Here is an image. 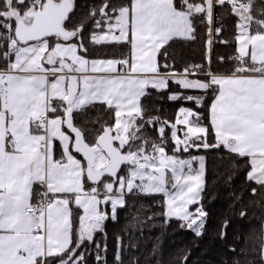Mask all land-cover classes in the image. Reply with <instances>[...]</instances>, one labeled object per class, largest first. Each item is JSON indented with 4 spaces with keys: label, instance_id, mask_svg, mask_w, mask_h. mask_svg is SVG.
Instances as JSON below:
<instances>
[{
    "label": "snow or ice",
    "instance_id": "snow-or-ice-1",
    "mask_svg": "<svg viewBox=\"0 0 264 264\" xmlns=\"http://www.w3.org/2000/svg\"><path fill=\"white\" fill-rule=\"evenodd\" d=\"M228 17L234 51L214 58ZM201 30L202 62L177 67L169 50ZM153 94L179 104L172 119ZM207 151L226 153V186L244 175L230 207L247 193L262 213L230 264H264V0H0V264H108L129 196L161 197L146 220L202 237Z\"/></svg>",
    "mask_w": 264,
    "mask_h": 264
},
{
    "label": "trees",
    "instance_id": "trees-1",
    "mask_svg": "<svg viewBox=\"0 0 264 264\" xmlns=\"http://www.w3.org/2000/svg\"><path fill=\"white\" fill-rule=\"evenodd\" d=\"M78 3H84V0H78ZM80 12L77 11V17ZM225 32L219 39L229 41L228 45L216 43L214 45V58L217 56H229L234 51L232 43L233 34L235 32V20L228 17L223 21ZM98 51H107L109 53L121 52L126 53L127 49H120L118 46L114 48L98 49ZM177 54V67H182L185 63H201L204 54V36L203 30L198 34L195 42L177 43L172 49ZM145 103L155 104L161 108L159 113L162 118L172 119L175 111L179 107L176 102H170L166 98H161L153 94V97L147 98ZM191 106V105H188ZM194 155H205L207 157V186L204 193V206L209 213L205 234L202 237H196L191 231L179 228V222L173 220L167 226L163 219L156 217L152 220L145 218L151 216L154 212L158 213L159 208L155 206L156 201L161 197L155 196H129L128 205L120 210L118 222L108 221L107 243H108V264H113V256L116 250L115 236L117 234L123 236L125 250L123 252L124 264H133V258L137 264H183L182 256L190 253L187 264H222V261H231L232 253L228 249V245L234 243V237L247 235L250 228L258 227V220L249 219L255 215L259 217L262 213L258 208L248 207V201L252 199L245 193L242 204H237L235 208H231L232 201L229 198V187L235 188L237 192L245 187L244 175L241 173L237 176L231 186L224 183V175L229 169L227 160H221L220 153L216 151H207L193 153ZM243 208H247L249 217L241 220L237 213ZM137 218L143 220L144 223L139 225L136 223ZM227 219L230 226L227 229V239L220 240L219 232L222 222ZM135 225V226H134ZM101 237L97 235V239ZM157 246L159 251L153 256L152 249ZM244 245L241 240L237 244V248ZM251 255L248 259H253ZM89 264H94L92 258H89Z\"/></svg>",
    "mask_w": 264,
    "mask_h": 264
}]
</instances>
